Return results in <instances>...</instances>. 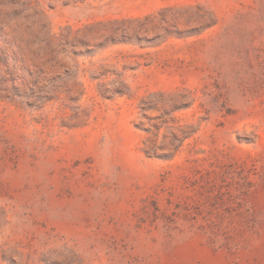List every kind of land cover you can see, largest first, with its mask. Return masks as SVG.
Here are the masks:
<instances>
[{
  "label": "rangeland",
  "instance_id": "374dc122",
  "mask_svg": "<svg viewBox=\"0 0 264 264\" xmlns=\"http://www.w3.org/2000/svg\"><path fill=\"white\" fill-rule=\"evenodd\" d=\"M0 264H264V0H0Z\"/></svg>",
  "mask_w": 264,
  "mask_h": 264
}]
</instances>
